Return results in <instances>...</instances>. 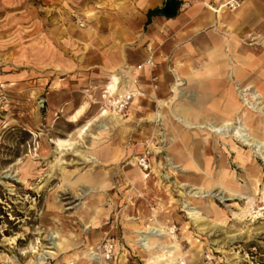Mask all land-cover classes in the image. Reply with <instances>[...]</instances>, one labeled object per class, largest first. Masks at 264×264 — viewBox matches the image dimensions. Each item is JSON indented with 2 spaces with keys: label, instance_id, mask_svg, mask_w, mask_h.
<instances>
[{
  "label": "rangeland",
  "instance_id": "374dc122",
  "mask_svg": "<svg viewBox=\"0 0 264 264\" xmlns=\"http://www.w3.org/2000/svg\"><path fill=\"white\" fill-rule=\"evenodd\" d=\"M93 20L75 11L70 27L92 30ZM101 23L99 19L96 24ZM84 41L92 42L94 37ZM99 42L108 46L104 35ZM126 45L133 53L117 57L140 63L146 45L142 47L141 39L129 44L117 39L118 50ZM101 57L107 64L109 56ZM96 58L87 54L82 61L87 65ZM113 71L100 67L79 75L63 99L53 97L50 114L48 103L33 91L0 84V264H264V146L263 155L257 154L236 138L212 133L203 147L198 145L206 167L184 171L176 156L179 167L172 168L166 139L174 135L175 144L183 147L178 129L183 124L174 118L170 106L175 81L167 83L158 96L152 75L145 81L151 84L148 96L152 99H140L132 106L133 100L125 111L117 112L124 116L123 123L105 119L111 130L100 135L99 125L105 120L96 119L104 109L116 112L106 106ZM68 100L74 101L71 106L83 107L77 122L71 121L72 107L64 109ZM240 101L247 115L254 116L251 124L261 121L264 126V115ZM89 123L88 133L81 136ZM248 127L264 141V133H256L254 125ZM93 134L101 136L99 142H94ZM59 138L72 142L61 153L53 143ZM87 152L99 162L85 161ZM143 159L147 169L141 165ZM206 168L214 177L222 174L228 185L249 197L250 212L244 210L249 198L230 199L231 192L220 193L219 188L214 190L219 195L195 197L205 203L211 200L214 207L205 210L196 204L187 191L202 184ZM18 173L19 177H6ZM187 200L202 210L204 221L189 216ZM155 219L174 229L180 245L174 261L157 243L151 249L134 242V224L145 227ZM52 233L58 235L56 240ZM111 237L116 239V250L112 259H106L99 248ZM43 250L53 253L44 252L41 261L37 255ZM92 250L99 252L96 258Z\"/></svg>",
  "mask_w": 264,
  "mask_h": 264
},
{
  "label": "crops",
  "instance_id": "0c3cea01",
  "mask_svg": "<svg viewBox=\"0 0 264 264\" xmlns=\"http://www.w3.org/2000/svg\"><path fill=\"white\" fill-rule=\"evenodd\" d=\"M224 1L178 0L176 13L166 17L162 13L166 0H0V84L33 91L34 96L48 103L50 114L53 97L63 99L79 75L100 67L116 70L124 65L135 68L144 64L134 87L141 91L134 98L137 102L152 99L148 96L151 84L145 82L150 75L159 77L158 96L167 83L175 81L176 85L180 78L181 95L175 94L170 102L173 107L187 108L191 119L196 114L195 121L220 122L235 106L233 114L242 111L243 119L249 117L248 124L255 127L251 124L254 116L242 109L234 80L259 88L264 97V0H245L236 11L221 13L209 6H219ZM100 5L106 7L101 9ZM75 11L94 18L92 30L70 27ZM99 19L102 23L97 25ZM103 35L108 39L105 47L99 42ZM86 37H94V41H84ZM117 39L128 44L142 40V47L146 46L141 47L140 63L117 57L118 53H133L127 45L118 50ZM74 54L78 55L76 59ZM85 54L98 58L85 65ZM104 54L109 56L107 64L101 57ZM150 56L156 63L153 68L146 64ZM233 66L239 71L234 77ZM73 104L68 100L64 109L72 107L74 115L81 106ZM178 129L180 135L186 136L184 142L181 139L183 147L174 142L166 148L174 162L179 156L184 171L195 169V164L190 163L191 154L200 167H206L203 153L198 150L212 133L184 125Z\"/></svg>",
  "mask_w": 264,
  "mask_h": 264
},
{
  "label": "bare ground",
  "instance_id": "6f19581e",
  "mask_svg": "<svg viewBox=\"0 0 264 264\" xmlns=\"http://www.w3.org/2000/svg\"><path fill=\"white\" fill-rule=\"evenodd\" d=\"M209 6L216 12L221 13L223 8H220L219 6H213L209 4ZM235 58V56H233ZM136 70L134 67L129 66V65H124L118 67L116 70L113 71L111 75V80L109 81L108 84V93L111 95H114L115 93H123L124 91L129 90L131 87V91L134 93L139 92L137 89L134 87L136 84L134 83V75H135ZM239 71L236 69L235 66H233V71H232V77H234L235 74H238ZM180 78H178V82L176 85L173 86L172 91L175 92L176 97L181 95V90L179 89V86L182 85L183 83L179 82ZM238 94L240 99H242L243 103L245 105L249 106L251 109L253 108L254 111L262 113L264 115V97L263 93L259 88H255L250 84L247 85H242L241 81L238 79L234 80ZM190 97L191 94H189ZM177 99V98H176ZM138 99H134V102L132 103V106H134L137 102ZM161 106H164L163 101H159ZM173 102L170 105L171 106V113L172 115L178 120L180 123H182L185 127L188 129H199L201 131H208L209 133H214L217 135H220L221 137H233L239 140L243 145L248 146L251 149H256L255 153L257 154H262L263 155V150L262 147L264 146V141L262 139H259L254 133H250L248 123L251 121L249 117H245V120L243 119V114L242 111H238L236 114L234 113L235 106L233 107V110L231 109L227 115L228 118L222 119L220 122L217 121H195L198 117V115H193L194 119H191L189 110L187 108H183L182 106H176L173 107ZM83 114V107L77 110V112L71 116V121L72 122H77ZM160 116H163V112L159 113ZM233 115V116H232ZM232 116V117H230ZM108 119L109 122L113 123H123L125 121L124 116L118 114L117 112H110L108 109H104L99 117L96 119L97 121L105 120ZM91 123L86 125L81 129V136H84L83 134L88 133L90 129ZM111 126L108 125V122L105 120L104 122L100 123L99 125V134H105L107 132H110ZM255 132L256 133H264V126L261 125L260 122H256L255 126ZM195 134V132H194ZM98 135H92V138L94 139V142L97 143L100 141L101 136ZM185 134L180 135V139L184 142L186 139ZM206 139V138H205ZM166 144H164L165 148H169L173 145L175 142V136L172 135L170 138L166 139ZM196 140V139H195ZM56 145V150L58 152H63L66 147L71 146L72 142L69 139L66 138H59L53 142ZM190 154V153H189ZM191 162L195 164L197 168H202L198 165V162L194 159V156L190 154ZM84 160L87 162H99L98 157L94 156L91 153H86L84 154ZM168 161L169 164L171 165L172 168L178 169L179 165H175L174 162V157L172 155H168ZM185 170V169H183ZM204 180L201 185H194V186H189V189L187 191V195L189 197H192L194 199V202L196 204H199L203 209H207V207H214V203L209 200L207 203L203 200H197L196 198L198 197H203V196H216L219 195L220 193L223 192H231L229 194V198L231 199L232 197H240L243 199L249 198L245 197V195L239 193L236 191L233 187L227 184L225 177L220 174L217 177L212 176L207 170H204ZM19 175H13V174H8L6 177H17ZM19 177V176H18ZM23 177V176H20ZM219 188L220 193H214V190ZM90 190H95L92 186L89 187ZM196 197V198H195ZM264 197V196H263ZM253 204L252 200L249 198L246 204V207L244 208L245 212H250V207ZM185 207L187 208V213L189 216L197 221L201 222L204 221L202 210L198 209L196 206H192V202L190 200L186 201ZM205 209V210H206ZM96 218L92 219V222H95ZM133 233H134V242L148 248H153L152 244L157 243L160 246L161 250L165 251V254L167 257H170L172 261L176 260L177 258H174L175 254H177L180 251V245L177 239V236L174 234V229L173 227H169L167 224H163L159 220L155 219L149 224H147L145 227H140L138 223L134 224L133 228ZM52 237L54 240L58 238V235L52 233ZM55 243H57L55 241ZM155 246V245H154ZM34 252H37L36 250ZM52 254L53 252L51 251H44L42 253H38L37 258L39 260H43L46 255L45 253ZM90 254L95 255L99 254V252L94 253L92 250ZM164 254V255H165ZM157 257H161L160 255H157ZM96 258V257H95ZM155 258V256H153Z\"/></svg>",
  "mask_w": 264,
  "mask_h": 264
},
{
  "label": "built area",
  "instance_id": "2783aa9c",
  "mask_svg": "<svg viewBox=\"0 0 264 264\" xmlns=\"http://www.w3.org/2000/svg\"><path fill=\"white\" fill-rule=\"evenodd\" d=\"M244 1L245 0H226L222 4H220L219 7L223 8L222 11L224 10L235 11L244 3ZM77 23L79 24L80 27L85 26V22H83L80 17H77ZM146 64L151 68L155 67L156 63L153 59V56H150ZM143 66L144 64H140L134 68L136 70L135 75H134L135 84L138 83V80H139L138 75H139V72L142 70ZM151 79L153 82V87L156 89L158 87L157 84H158L159 77L157 75H152ZM130 89L131 87L129 88V90L124 91L123 93L117 92L114 95H111L107 92L110 98L108 99V103L106 106L109 109L112 108L116 112L125 111L129 107L130 103L133 102L134 98L139 93H141V91L134 93ZM142 161L143 162H141V165L147 169L148 165H147L146 159H143ZM99 249H101V251L105 253L106 259H112L114 256L115 250H116V239L114 237L108 238Z\"/></svg>",
  "mask_w": 264,
  "mask_h": 264
},
{
  "label": "water",
  "instance_id": "95a60500",
  "mask_svg": "<svg viewBox=\"0 0 264 264\" xmlns=\"http://www.w3.org/2000/svg\"><path fill=\"white\" fill-rule=\"evenodd\" d=\"M177 7H178V0H166L162 13L166 17L173 16L177 11Z\"/></svg>",
  "mask_w": 264,
  "mask_h": 264
},
{
  "label": "trees",
  "instance_id": "16d2710c",
  "mask_svg": "<svg viewBox=\"0 0 264 264\" xmlns=\"http://www.w3.org/2000/svg\"><path fill=\"white\" fill-rule=\"evenodd\" d=\"M158 11L160 12V10H156V11H154V12H157V13H158Z\"/></svg>",
  "mask_w": 264,
  "mask_h": 264
}]
</instances>
